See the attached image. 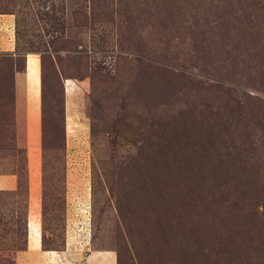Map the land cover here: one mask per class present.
I'll return each instance as SVG.
<instances>
[{"label":"rangeland","instance_id":"rangeland-1","mask_svg":"<svg viewBox=\"0 0 264 264\" xmlns=\"http://www.w3.org/2000/svg\"><path fill=\"white\" fill-rule=\"evenodd\" d=\"M0 13L35 79L26 127L0 64V264H264V0Z\"/></svg>","mask_w":264,"mask_h":264},{"label":"crops","instance_id":"crops-1","mask_svg":"<svg viewBox=\"0 0 264 264\" xmlns=\"http://www.w3.org/2000/svg\"><path fill=\"white\" fill-rule=\"evenodd\" d=\"M13 24H14L13 16L10 13H0V55L2 54L14 55V56L16 55L14 52L15 43H14V36L12 33ZM25 59L26 57L24 56L22 68H20V70L13 72L12 74L11 88L13 90V97L15 99H22V102L25 107V113H24L25 119H24L23 125L28 127V120H29L30 112L32 108L30 104H31V101H33L31 97L33 90H31V86L29 85L28 80L34 81L35 79H33L34 77L32 76V74L26 73ZM1 76L3 77V75ZM36 88H38V91H36L37 92L36 96H38V102H39V96H40L39 80H38V87ZM72 91H73V86L71 88V92ZM5 103H9V102L7 100V96L4 94V91H2L0 87V111H3L1 109H3V104ZM13 183H14V179L12 176L8 174L6 175L0 174V189L11 187L14 185ZM93 251L94 250L89 251V253H91L90 255H92ZM97 252H111V251L100 250ZM100 256H103L104 258L103 254ZM106 258H110V255H108ZM102 263L103 262H101V264Z\"/></svg>","mask_w":264,"mask_h":264},{"label":"trees","instance_id":"trees-1","mask_svg":"<svg viewBox=\"0 0 264 264\" xmlns=\"http://www.w3.org/2000/svg\"><path fill=\"white\" fill-rule=\"evenodd\" d=\"M15 58H16V55L14 57L11 55H6V54L0 55V64H2L3 66H6V65L9 66L10 65L9 70H8L9 76H11L13 74V72L20 70V68L16 67ZM23 58L24 57H22V59ZM22 64H21V68H22ZM12 66H13V68H12ZM39 87H40L39 92H40V100H41L42 77L40 75H39ZM40 110H41V104H40ZM116 264H117V262H116Z\"/></svg>","mask_w":264,"mask_h":264}]
</instances>
